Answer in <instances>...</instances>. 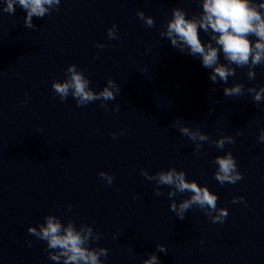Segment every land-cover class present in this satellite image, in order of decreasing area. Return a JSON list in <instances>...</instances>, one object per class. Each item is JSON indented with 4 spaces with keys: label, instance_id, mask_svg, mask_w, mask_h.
Masks as SVG:
<instances>
[{
    "label": "clouds",
    "instance_id": "clouds-1",
    "mask_svg": "<svg viewBox=\"0 0 264 264\" xmlns=\"http://www.w3.org/2000/svg\"><path fill=\"white\" fill-rule=\"evenodd\" d=\"M202 11L188 17L186 10L175 7L171 10V18L166 19L161 25L160 36L167 38L171 46L181 53L198 57L204 68L210 69L209 80L212 83L223 82L228 84L230 77L236 76V68L247 69V79L254 80L258 66H264V0H198ZM61 0H4L3 12L14 14L18 5L26 12L24 24L35 29L33 17L43 18L52 10H59ZM136 16L148 28L155 27V21L151 16H145L143 11L137 10ZM209 37L202 41L200 31ZM109 39H120L116 24L107 29ZM255 38L254 40L252 38ZM97 48L103 49L104 44L97 43ZM221 54L225 62H221ZM235 65V67H233ZM90 80L76 64H69L65 69L64 80H53L51 88L53 95L58 96L61 102L66 101L69 95L76 101L78 107L87 106L95 101H100V107L108 110L107 101L115 100L121 88L112 79L100 91H94L89 87ZM247 92L251 95L253 103L258 105L264 100V86L258 90L248 87L245 91L243 83H234L223 88L226 97L243 96ZM24 103H27V95ZM119 105L112 110L119 111ZM209 114L214 109L209 108ZM174 126L179 133L186 136L194 145V152L200 153L204 143L214 145L223 150L226 144H235V138L231 135H221L212 138L201 130L199 126L191 127L176 119ZM121 135L124 134L121 130ZM115 138L116 133L111 134ZM236 135H241L238 131ZM258 141L264 143V129L258 135ZM216 170L215 180L223 186L225 183L236 184L243 179V174L238 170L236 158L231 151L216 156L213 161ZM140 175L148 181H154V192L157 196L165 195L163 186L169 191L167 197L171 200L170 210L180 220L185 218L186 212L194 206L203 211L204 215L213 223H223L228 216L226 207H217L218 196L211 192L207 186H201L195 180L187 179L183 170L170 167L149 174L141 169ZM98 176L103 182L111 186L114 177L101 170ZM190 193L188 198L179 203L173 197L177 193ZM137 197H134V199ZM246 203L244 197H233L232 203ZM71 211V205L68 206ZM27 231L37 239L46 242L48 258L57 264H104L101 257L107 258L109 249L105 247H91V244L102 239V233L95 231L92 226L81 223L77 226L72 218L62 223L61 218L48 214L44 222L38 226H29ZM115 238V234L114 237ZM203 243V241H201ZM29 246H31L29 242ZM156 252L167 254V248L163 244L156 245ZM143 264H160L155 253L149 254Z\"/></svg>",
    "mask_w": 264,
    "mask_h": 264
}]
</instances>
